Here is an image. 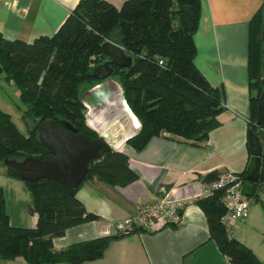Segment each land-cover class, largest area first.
Here are the masks:
<instances>
[{
	"label": "trees",
	"instance_id": "trees-1",
	"mask_svg": "<svg viewBox=\"0 0 264 264\" xmlns=\"http://www.w3.org/2000/svg\"><path fill=\"white\" fill-rule=\"evenodd\" d=\"M200 6V0H126L117 8L106 0H81L51 36L24 42L6 40L0 34V75L17 86L21 102L18 107L27 126L24 135L0 109V165L5 167L6 175L20 179L18 169L4 159L53 157L38 139L37 127L45 120L52 119L63 129L67 122L87 139L99 137L86 123L81 93L102 81L91 73L107 59L101 44L115 28H120L121 45L132 56V65H112V76L140 124L126 144L141 150L151 138L164 132L192 143L206 140L219 125L217 116L224 106L221 90L212 87L194 64ZM263 18L264 1L248 29L247 72L254 93L250 96L252 131L258 129L255 120L264 74V43L260 39ZM138 177L129 167L127 154L112 149L90 164L76 187L48 178L20 179L32 197L28 211L37 214L33 227L10 224L0 187V259L19 257L28 264H81L101 258L108 244L125 234L97 237L58 250L53 248L52 238L96 217L76 197L85 180L94 178L124 186ZM217 177L210 173L204 180ZM239 177L244 182L245 172ZM223 195L224 190H215L194 201L206 216L210 238L231 264H263L225 230L220 221L225 212ZM134 232L145 230L137 227L128 233Z\"/></svg>",
	"mask_w": 264,
	"mask_h": 264
},
{
	"label": "crops",
	"instance_id": "crops-1",
	"mask_svg": "<svg viewBox=\"0 0 264 264\" xmlns=\"http://www.w3.org/2000/svg\"><path fill=\"white\" fill-rule=\"evenodd\" d=\"M81 0H0V34L6 40L32 42L51 36ZM117 8L126 0H106ZM264 0H200V18L194 33V64L206 81L222 92L225 107L219 125L208 138L187 142L169 133L153 137L141 150L126 144L139 129L119 82L112 76L81 93L87 125L111 140L128 156L139 177L114 186L94 178L85 180L76 197L94 219L66 229L52 238L58 250L71 244L117 234L114 223L133 214L136 205L161 199L184 201L181 222L155 232L128 233L111 241L101 258L81 264H231L209 236L206 216L194 202L205 196L210 173L246 175L250 154V90L247 72L249 22ZM127 107L138 127L124 135L120 110ZM0 187L5 209L14 226L33 227L37 214L28 211L32 197L24 182L6 175L0 165ZM259 190V193L258 191ZM248 197L247 217L232 222L230 236L248 247L264 264V192ZM0 264H28L22 258ZM65 264V263H58Z\"/></svg>",
	"mask_w": 264,
	"mask_h": 264
},
{
	"label": "water",
	"instance_id": "water-1",
	"mask_svg": "<svg viewBox=\"0 0 264 264\" xmlns=\"http://www.w3.org/2000/svg\"><path fill=\"white\" fill-rule=\"evenodd\" d=\"M120 28L113 29L104 42L102 50L107 59L92 70L94 78L105 80L114 74L112 65L128 68L132 56L127 55L121 45ZM261 42L264 43V18L261 27ZM0 66V73H1ZM262 87L258 98L255 125L257 131H248L249 162L241 192L252 197L255 189L264 181V75L260 78ZM66 129L59 127L52 119L43 121L37 127L38 139L42 146L53 154L49 160L26 156L21 160L4 159L18 169L20 179L38 180L48 178L76 187L85 178L91 163L102 158L104 152L114 149L111 140L99 135L87 139L83 134L64 122Z\"/></svg>",
	"mask_w": 264,
	"mask_h": 264
},
{
	"label": "built area",
	"instance_id": "built-area-1",
	"mask_svg": "<svg viewBox=\"0 0 264 264\" xmlns=\"http://www.w3.org/2000/svg\"><path fill=\"white\" fill-rule=\"evenodd\" d=\"M162 64V61H159ZM225 107V104H223ZM244 182L239 175L222 173L206 187L204 194H212L215 190H224L222 203L225 212L220 221L227 233L233 221L247 217L249 213L248 197L242 194ZM264 192V181L258 186ZM184 201L161 199L155 202H146L136 205L135 212L114 223L116 233L127 234L132 229L140 227L145 232H155L165 226L178 225L181 222V211Z\"/></svg>",
	"mask_w": 264,
	"mask_h": 264
},
{
	"label": "rangeland",
	"instance_id": "rangeland-1",
	"mask_svg": "<svg viewBox=\"0 0 264 264\" xmlns=\"http://www.w3.org/2000/svg\"><path fill=\"white\" fill-rule=\"evenodd\" d=\"M18 106H21V102L17 86L12 82L7 83L0 75V109L8 113L17 129L26 135L27 126L21 117V111ZM257 191L259 193V190Z\"/></svg>",
	"mask_w": 264,
	"mask_h": 264
},
{
	"label": "bare ground",
	"instance_id": "bare-ground-1",
	"mask_svg": "<svg viewBox=\"0 0 264 264\" xmlns=\"http://www.w3.org/2000/svg\"><path fill=\"white\" fill-rule=\"evenodd\" d=\"M121 117L124 120V135L130 136L134 134L135 130L138 127V123L135 121V118L132 116L127 107H122L120 110Z\"/></svg>",
	"mask_w": 264,
	"mask_h": 264
},
{
	"label": "flooded vegetation",
	"instance_id": "flooded-vegetation-1",
	"mask_svg": "<svg viewBox=\"0 0 264 264\" xmlns=\"http://www.w3.org/2000/svg\"><path fill=\"white\" fill-rule=\"evenodd\" d=\"M66 129V128H65Z\"/></svg>",
	"mask_w": 264,
	"mask_h": 264
}]
</instances>
